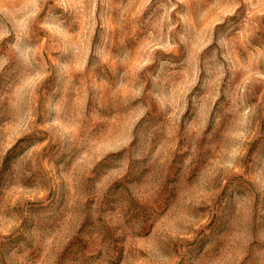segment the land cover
Listing matches in <instances>:
<instances>
[{"label": "rangeland", "instance_id": "374dc122", "mask_svg": "<svg viewBox=\"0 0 264 264\" xmlns=\"http://www.w3.org/2000/svg\"><path fill=\"white\" fill-rule=\"evenodd\" d=\"M0 264H264V0H0Z\"/></svg>", "mask_w": 264, "mask_h": 264}]
</instances>
